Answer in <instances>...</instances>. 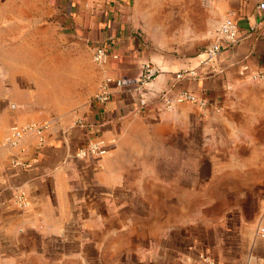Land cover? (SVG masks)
I'll return each instance as SVG.
<instances>
[{"label": "crops", "instance_id": "1", "mask_svg": "<svg viewBox=\"0 0 264 264\" xmlns=\"http://www.w3.org/2000/svg\"><path fill=\"white\" fill-rule=\"evenodd\" d=\"M168 1L169 10L190 14L171 28L161 21L162 0H71L72 22L60 39L81 37L117 54L98 63L95 88L149 59L160 70L153 103L128 112V96L111 86L106 103L85 99L44 123L41 135L28 130L12 141L0 131V264H264V81L248 78L264 70V25L248 31L258 0ZM9 7L0 3V76L43 67L51 84L63 72L36 46L52 41L35 27V10L6 19ZM226 18L237 22L238 41L203 76L173 83L177 70L198 67ZM176 89L198 92L206 106L157 111L159 93ZM89 134L109 144L98 159L76 156Z\"/></svg>", "mask_w": 264, "mask_h": 264}, {"label": "rangeland", "instance_id": "2", "mask_svg": "<svg viewBox=\"0 0 264 264\" xmlns=\"http://www.w3.org/2000/svg\"><path fill=\"white\" fill-rule=\"evenodd\" d=\"M162 1H164L166 9L161 12V21L166 28L173 27L178 21L182 24L183 21L187 20L188 11L183 9H177L178 11L176 9L169 10L167 7L169 1ZM196 1L202 5L209 2V0ZM0 3H6L11 6L9 8H12V11H5L6 19L32 17L34 15L33 10H35L37 18L35 27L37 30H46L49 38L47 42L52 41V44L49 42L47 45H37V52L39 54L46 51L52 52V70L63 72L62 76L57 75L55 77L56 79L51 82L52 85L47 82L44 83V80L47 81L46 78L48 79V77L39 74L43 67L42 69L36 66L31 68L32 72L36 71L31 74H29L28 69H16L20 72L0 76V118H5V123L1 122L0 124V131L4 130L3 133L10 137V140H13L16 132H21L26 126H43L44 123L57 120L61 115H69L71 112L80 109L85 103V99L91 98L97 90L95 86L99 82V68L98 62L92 59V45L89 46L84 39L81 37H71L67 40L60 39L61 32L68 31V29L65 30V26L72 22L75 8L70 6L71 0H0ZM17 5H19V10ZM32 27L31 25L16 29L23 31L32 29ZM60 50L68 52L65 59L60 56ZM36 62L44 63V66L46 63L45 59L39 58L36 59ZM47 65H49L48 59ZM250 81L262 82L264 79H250ZM11 84L15 86L13 91L9 89ZM50 86L56 89L55 92L52 93L47 90ZM205 106L206 100L203 106L198 107L204 108ZM16 114L30 116L33 121L22 124L14 123ZM170 145V140H165L164 147ZM165 158H171V155L166 154ZM187 205L190 204H182V206Z\"/></svg>", "mask_w": 264, "mask_h": 264}, {"label": "built area", "instance_id": "3", "mask_svg": "<svg viewBox=\"0 0 264 264\" xmlns=\"http://www.w3.org/2000/svg\"><path fill=\"white\" fill-rule=\"evenodd\" d=\"M257 8L259 14L256 16L255 23L248 25L249 32H255L260 25H264V0H258ZM240 38L237 22L232 18L224 19L216 28L214 32V39L206 44L200 51V61L197 68L185 67L177 70L173 75V83L186 78H197L203 76L202 68L212 67L224 46H229L238 41ZM92 59L95 62H103L108 56L113 58L117 57L115 53H108L102 44H93L91 47ZM246 67L243 68L245 70ZM160 73L159 68L149 59L143 60L135 74H120L116 77H106L95 93L91 97V101L96 103H106L110 99V87L115 86L119 88L122 93L128 96L127 108L128 112L143 111L146 106L153 103L151 100L152 87L151 83L157 78ZM249 79H264V70L252 72L248 75ZM172 83V84H173ZM174 86V84H173ZM180 102H190L198 106L205 104L204 97L196 91L187 89H176L174 93L161 91L158 96L157 111H169L173 108L174 104ZM83 121L79 124L83 125ZM44 125H29L16 132L14 141L23 132L33 130L36 134L41 135ZM108 142L98 135H88L84 143L77 148V157H86L98 159L103 156L108 150ZM15 202L20 207L26 205V200L23 196L17 195Z\"/></svg>", "mask_w": 264, "mask_h": 264}]
</instances>
